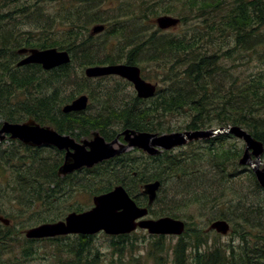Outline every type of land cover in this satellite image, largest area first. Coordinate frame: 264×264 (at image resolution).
Returning a JSON list of instances; mask_svg holds the SVG:
<instances>
[{"label": "trees", "instance_id": "trees-1", "mask_svg": "<svg viewBox=\"0 0 264 264\" xmlns=\"http://www.w3.org/2000/svg\"><path fill=\"white\" fill-rule=\"evenodd\" d=\"M21 1L25 2L20 3ZM46 1L49 0H0V119L2 121L19 122L31 117L37 122L49 123L59 131L73 129L75 126L73 121H76L80 134H84L85 129L88 131L93 129L109 139L111 135L109 128L113 126L156 132L160 130L166 115L181 113L187 109L191 120L186 124L185 129L209 128L212 126L211 121L214 119L212 116L215 114L219 126L240 125L254 138L260 140L264 146V78L260 73H250L236 81V76L230 71L231 68L220 64L221 48L219 45L214 46L215 43L212 41V37H223V42L227 45V39L233 37L238 49L247 54L252 51L259 53L258 48L264 45V0H228L231 3L225 4L223 13L219 8L223 0H116L115 7L112 5L105 7L104 3L107 0H56L59 8L53 13H48L44 8ZM205 8H209L206 11L208 21L211 20L210 18H215L206 26V31H210L206 33L205 41L194 33L191 36L185 33L166 35L158 29L145 36L142 30L136 33L131 24L125 23L126 19L133 24L137 20H149L150 17L159 14H174L186 21L191 19L193 13L199 11L203 13ZM95 22H102L106 24V27L100 34L91 35L89 26ZM253 35L255 40H246L248 36L253 37ZM23 47L38 49L55 47L58 50H67L71 61L47 71L38 64L17 66L16 62L19 59L17 50ZM145 48L147 50H144ZM140 49L145 51L147 59L156 60L157 65H163L165 71L162 80L169 84L165 90L157 89L153 98L139 100L135 96L133 99L131 95L123 96L124 92L119 90L123 87H110L99 79L95 85L88 86L86 89L78 88L68 95H64L60 89L61 84L67 85L73 78L70 74L73 64L82 68L119 62L138 64L137 53ZM227 57L231 59L230 52ZM223 73H226L224 75L227 78L228 76L231 78L230 81L228 80L224 96H220L217 77ZM79 78L85 84H89L88 79ZM44 88L47 89L45 91L49 96H46ZM82 92H86L85 94L91 98L88 109L92 107L95 100L99 102L97 110L86 114L64 113L61 109L62 104L68 103ZM218 100H222L221 107L215 106ZM55 104L57 105L53 109ZM213 109H216V112L211 114L215 111ZM114 136L113 132L112 137ZM221 137L222 135L215 136L213 139L218 140ZM14 152L16 151L11 149L0 152L4 153L2 156L0 154L2 161L0 170L3 174L2 168L8 162H12V166L17 169L25 165L28 166L27 169L31 168L32 157H22ZM192 153L194 154L179 156L170 151H163L157 156H146L147 159L156 161V171L146 175L140 167L133 166L131 160H126L125 155L121 154L106 161L105 170H96V177L92 175L87 179L88 175H84L80 178L84 182L74 183L75 185L71 184L72 181H66L69 185H61V179L56 175V164L50 165V169L45 173L41 171L42 175L38 169L34 170L33 174L26 173V176L20 171L16 174L18 181L16 190L23 193L26 189L28 200L34 199L31 203L47 204L51 210L55 201L63 198L66 187L71 190L74 188L73 185H79L80 188L91 187V190L87 188L91 195L100 194L109 191L116 184H122L128 189L127 181L124 179L127 177L133 183L128 191L130 194L132 191L135 196H140L141 182L159 180L161 186L156 202L161 201L160 194L164 187V180L173 177L179 181L178 186L190 187L191 181L188 183L185 181L194 174L192 171L204 167H215L213 172L217 173L215 175L211 173L213 176H218L217 181L220 184L228 182L225 188L223 186L221 188L223 191L220 193L223 196L228 189H231L232 195L234 194L235 191L229 185L230 182L245 177L248 181L251 179L255 187L253 192L249 191V195L258 197L260 194L262 199L259 200L262 202H259L257 206L252 202L249 207H246V203L245 207L248 210L241 208L243 206L239 202L238 211L231 207L232 200L222 199L224 209L212 215L216 218H224L233 224L237 223L232 218L234 215L242 216L243 221H238L237 229L241 238L240 242L237 245L207 247V234L203 230L193 231L194 235L188 240H183V236L180 235L173 249L174 264H264L263 229L251 234L248 227L251 224L250 219H247L248 216L244 214L255 213L260 218L261 215L264 216V190L259 186L250 169L236 171V168H239L237 159L240 151L238 149L233 151L232 148L228 149L224 146H210L206 148L207 158L201 154L196 155V152ZM27 157L30 161H25ZM136 158L139 162V158ZM16 159L23 163L18 161L19 165L16 164L18 163ZM98 167L100 166L96 168ZM133 169L136 172L135 176L131 174ZM127 170L128 173L123 174ZM102 175L107 177L100 182L99 176ZM23 180L28 186L21 185ZM31 181L35 184L33 183L34 185L29 188ZM43 183H46L47 187H44ZM242 185H245L243 180ZM204 186H208L206 191L215 187L212 181L206 185L205 182L200 184V187ZM244 190L248 192L249 189ZM174 192L180 195L183 193L175 189ZM239 193L240 191H237L238 195ZM193 194L195 195L190 200L194 201L196 206L201 205L200 208L206 206L208 195L203 197L196 192ZM217 204L219 205V199ZM210 205L213 207L211 203ZM153 214L179 218L172 211L160 210L156 213L153 210ZM261 221L264 220L261 219ZM187 225L186 223L184 232L189 230ZM10 233L11 227L0 224V264H18L21 260L37 253V250L32 248V243L37 240H27ZM78 237L82 241L74 245H64L69 247L65 250L60 244L62 237L43 240L57 242L54 250L57 252L56 255L62 251L70 253L73 256L70 264H100L98 249H92L89 246L88 240L91 241L93 236L79 235ZM128 238V234L110 237L113 252L121 253L127 244L132 247L133 244L127 241ZM15 244L18 246L16 250ZM156 247H159V244ZM162 249L159 247V250ZM133 259L137 261L135 256ZM157 259L159 262L163 261L161 257ZM115 262L111 260L110 264ZM118 262L122 260L119 259Z\"/></svg>", "mask_w": 264, "mask_h": 264}, {"label": "rangeland", "instance_id": "rangeland-1", "mask_svg": "<svg viewBox=\"0 0 264 264\" xmlns=\"http://www.w3.org/2000/svg\"><path fill=\"white\" fill-rule=\"evenodd\" d=\"M25 1H21L20 3H24ZM231 3V1L228 0H223L222 3H220V9L221 13H223V8L225 4L227 5ZM46 8V11L48 13H53L55 9H58L59 3L56 0H49L46 1L44 4ZM115 7L117 5L116 0H107L104 3V6H111ZM118 9V8H117ZM116 9V10H117ZM209 10V8H205L203 13H193L191 19L183 21L182 19L179 18V16L174 15V14H169V15H163L159 14L157 16L150 17L148 19L144 20H137L135 23H130L129 20L126 19V24H131L132 27H134V30L136 33H138V30H142L145 33V36L147 33H151L155 31L156 29L162 31L164 34H173V35H181V34H186L187 36H191L193 33L197 34L200 36L202 41H205L206 38V26H208L211 20L215 18H210L211 20L208 21V15L206 14V11ZM57 11V10H56ZM55 11V12H56ZM214 12V11H213ZM200 14V15H199ZM215 14V13H213ZM161 16H168L170 18H173L176 21V23L171 24L168 27L165 28H160L158 26L157 20ZM96 24H103L102 22H95L92 23L89 26V31L92 26ZM106 27V24H104ZM104 27V29H105ZM104 31V30H103ZM102 31V32H103ZM263 32V30H262ZM261 32V33H262ZM101 33V32H100ZM97 33V34H100ZM96 34V35H97ZM102 37V36H101ZM129 37V36H128ZM249 38H246V40L252 41L255 40V36L253 37L248 36ZM254 38V39H253ZM212 41H214L215 45L214 46H220L221 48V56L219 58L220 64L222 66H228L230 67L231 73L236 76V81L241 80L244 75H249L250 73H260L263 78H264V45L262 48H258L259 53H255L254 51L249 52H244L241 49L237 48V43L235 44V39L233 37L227 39V45L223 42V37L215 38L212 37ZM215 39V40H214ZM115 41L114 39H111ZM110 40V41H111ZM109 41V42H110ZM204 49V47L202 48ZM144 50H147L145 48ZM143 49H140V51L137 53L138 56V64L142 70L143 75L145 76L146 80L156 83L157 84V89L158 90H165L167 86L169 85L166 81L162 80V76L164 74V68L163 65H157L156 60L155 61H150L149 59L146 58L145 56V51ZM228 52L231 54V59L227 57ZM17 63V62H16ZM73 69L71 70V75L72 79L69 84L60 85V89L63 91L64 95H68L72 93L71 91L75 92L78 88L86 89L88 86L95 85V82L98 81V79L104 84L109 85L110 87L112 86H120L123 87L121 90L123 96H127V91L131 92L132 90V85L129 84L126 80L122 81L118 77L115 76H105V78H87L84 75V68L85 67H78V65L73 64L72 65ZM80 74H82L80 76ZM226 73H223L217 77V82H218V89L220 90V96H224L223 94L225 93V90H227L228 87V80L230 81V76L228 78L224 75ZM246 75V76H247ZM86 78L89 84H85V82L82 81L81 78ZM264 80V79H263ZM119 84V85H117ZM221 85V86H220ZM47 88V87H46ZM44 88V92L46 93V96H49L47 94L48 92L45 91L47 90ZM41 90V89H40ZM43 91L41 93L43 94ZM83 93V92H82ZM86 93V92H85ZM227 97V96H226ZM213 101V100H211ZM210 101V102H211ZM95 100L93 102L92 107L89 108V111H96L98 108L99 102ZM214 103V102H212ZM215 106L221 107L222 100H218L215 102ZM57 104L53 107V109L56 107ZM63 105V104H62ZM187 110V109H186ZM184 110L181 113L177 114H170L166 115L163 118V124L161 125L160 130L156 131L158 133H168L172 131H181V130H189L185 129L186 124L191 120L190 112ZM211 114L216 112V109H213ZM214 119L211 121V127H218V121L215 118V114L212 116ZM0 121H2L0 119ZM208 122V121H207ZM118 129V130H117ZM124 127L121 126H113L112 128H109L110 136L109 139L105 138L108 141H111L115 138L116 134L119 131H122ZM202 129H208V128H202ZM115 133V136L112 137V133ZM222 135V137L218 140H214L213 137L209 138L208 142L205 141H199V142H191L190 144H187L185 146L179 147V148H174L170 152L173 154L183 156V155H193L196 152V155H203L204 158H207L206 154V148L208 147H221L224 146L225 148L228 149H233L234 150H239L240 154L243 151L244 148V142L241 139L237 138H232V137H227ZM4 148L6 147L16 151V155L25 157H32L33 164H31V168L27 169L28 166L25 165V167H19L18 169L12 166V162H8L6 165L3 166L4 174L0 170V213L3 214L4 216L8 217L11 222V235L14 236H22L25 238V236L22 233L23 230L30 228L32 226H37L45 222H51L52 220H60L62 219V216L66 215L68 212L74 210L75 208H80L82 210H86L92 205L91 202V194L88 191L89 189L91 190V187H82L80 186H74V183H79L84 182L80 178L84 175H87V173H82L80 175L76 174L73 175L71 178L63 180V186L64 185H69L66 181H72L71 184L73 185V190L69 189L68 187L65 188L63 191V198L61 197L60 199L56 200L54 203V206L51 210H49V207L47 204H40L39 202H33L31 203L34 199L28 200V193L26 189H24L23 193H20L17 191L18 187V181L16 179V174L19 173L20 171L23 173V175L26 176V173H32L33 171L38 169L39 173L41 174V171L45 173V171H48L50 169V165L52 166L53 163L56 161V158L58 159V156L56 153L42 149V148H30L29 150L26 149L25 146L19 145V142L16 141H6L4 144ZM8 150V149H7ZM5 151V150H0ZM201 151V153L199 152ZM131 152V153H130ZM1 156L4 153H0ZM183 154V155H182ZM1 156H0V163L2 164L1 161ZM18 156V157H19ZM57 156V157H56ZM26 158L25 161H30L29 158ZM139 158V162L137 161V158ZM126 160L130 161L133 164V166H138L140 167L141 171L143 174H149L151 172L156 171V161L152 160L151 158L147 159L145 155H142L141 153L137 151H131L129 150V153H126L125 157ZM20 160L16 159V162ZM121 161V160H120ZM262 161L264 163V155H262ZM15 162V163H16ZM23 163L22 161H20ZM16 163L19 165V163ZM107 163L100 164L97 166H100L98 168H94L91 173L88 174L87 179L91 177L92 175H95L96 170H105ZM23 168V169H21ZM215 167H204L195 171H192L191 177L185 181V183L190 182L191 185L190 187H186V185H180L178 186L177 184L179 183L178 180H175L173 177L164 180V187L161 190V201H156L153 205L152 208L156 210V213L160 210L163 211H172L175 214L178 215L179 219H182L187 222V227L188 231L184 232L183 235V240H188L189 238H192V235H194L193 231L196 230H203L206 232V242H207V247H213L214 245L218 246H227L229 244H234L237 245L240 242V235L237 231L239 228V222H242V216L241 217H236L235 215L232 217L237 221L236 224H233L232 222L230 223L231 229L226 235H221L219 233H216L215 231H209L207 228L210 225V223L215 220V219H222V218H216L212 214H218L220 210L224 209V201L225 200H232L231 202V207L234 208L235 210L239 209L238 203L240 202L241 208L246 209V207H249L252 202L256 203V206L259 204L260 201L259 199L261 198L260 194H258V197H254L252 195H249V191L253 192L255 187L251 181V179L248 181L245 179V177L238 178L235 181L230 182L229 185H231L234 189V194L232 195L231 189H228L226 194L223 196L220 192L223 190L221 189L222 186L225 188L228 185V182L226 184H220L219 181H217L218 176H213L217 172H213V169ZM247 167L244 166H239V168H236V171L240 172L243 169ZM16 169V170H15ZM135 170V169H133ZM197 172H201L200 174ZM210 172V173H209ZM213 175H212V173ZM128 173V170L125 171L126 174ZM42 175V174H41ZM254 175V174H253ZM96 177V175H95ZM100 177V182L104 181L105 178L107 177L106 175L99 176ZM40 176V180H41ZM126 182V185L131 186L133 183L132 181L128 180L127 177L124 178ZM242 180L244 181L245 185H242ZM256 180V179H255ZM34 181V180H32ZM30 183L29 188L35 184V182ZM44 181V180H43ZM96 181V179H94ZM150 181V180H149ZM212 181L214 182V189H211L209 191H206L208 186L200 187V184L205 182V185L209 182ZM199 182V183H198ZM34 183V184H33ZM182 183V182H181ZM46 184V183H43ZM137 184V183H136ZM22 186H28L24 180L21 183ZM117 185V184H116ZM177 185V186H176ZM88 186V185H87ZM241 186H243L241 188ZM88 188V190H87ZM238 188V189H237ZM245 188L249 189L248 192L244 190ZM175 190H181L183 193L177 194L174 192ZM240 191L239 195L237 194V191ZM129 192V191H128ZM196 192L197 194H200V196L205 197L208 195V200L205 203L206 206H196L194 204V201H191L190 198L194 196L193 194ZM130 193V192H129ZM131 196L136 200L139 201L138 204H145L146 200H143L141 195L135 196V194L131 191ZM159 193V191H158ZM190 194V195H189ZM238 195V196H237ZM214 196V198H212ZM220 196V197H219ZM223 196V197H222ZM219 199V205L218 203ZM262 199V198H261ZM205 201V200H204ZM212 201L214 203H212ZM210 203L212 204L213 207H211ZM247 203L246 207L245 204ZM229 205V204H228ZM215 206V207H214ZM72 209V210H71ZM52 211V212H51ZM62 212V214H61ZM256 212V211H254ZM252 213V211H251ZM226 214V213H225ZM246 214L245 216L247 219H250L249 221L251 222L248 227H250V232L251 234H255L258 232L259 229H263L264 232V221H261V219L264 220V216L261 215V218L259 215L252 213V214ZM264 215V214H263ZM157 216V215H156ZM167 216V215H166ZM257 224V225H255ZM129 235V238L127 239L128 242H132V247L130 245H126V250L122 251L121 253L115 251L113 252L111 248V240H110V235H107L103 232H99L95 235H93L92 240H88L91 248H97L99 251V258L98 260L100 261V264H110V261H116L114 264H174V254H173V249L178 241L180 236H173V235H165L162 238H157L158 235H151L147 231L143 229H137L133 232H131ZM251 239V238H250ZM61 248L62 249H69L68 246H64L67 244H75L77 242H81L82 239L79 238L77 235H68V236H63L61 239ZM57 243V242H55ZM53 241L50 240H37L36 242L32 243V248L37 250V253L34 254L32 257H29L27 259H23L18 264H70L73 260V256L70 253H66V251H62L60 254L56 255L57 252L54 250L56 249V245ZM92 243V245H91ZM157 244H159V247L163 248L162 250H159V247H156ZM206 247V248H207ZM18 246L15 244L14 249L16 250ZM18 254V253H17ZM155 254H156V259H155ZM133 256H135L137 261H134ZM161 257L163 259L162 262H159L157 258ZM121 259L122 262H118V260Z\"/></svg>", "mask_w": 264, "mask_h": 264}, {"label": "water", "instance_id": "water-1", "mask_svg": "<svg viewBox=\"0 0 264 264\" xmlns=\"http://www.w3.org/2000/svg\"><path fill=\"white\" fill-rule=\"evenodd\" d=\"M177 20L168 16H161L157 23L160 28H165L176 23ZM104 24L91 27L90 34L94 35L104 30ZM17 53L22 58L17 66L26 64H39L43 70H50L70 62V54L66 50L55 47L19 48ZM84 75L88 78L103 77L107 75L119 76L133 85L140 98H151L155 95L156 84L145 81L140 75V68L134 64L115 63L87 66ZM87 96L81 94L69 104L62 107L63 112L81 111L87 106ZM9 136L30 146L54 145L59 149L71 148L67 151L63 162L57 168L58 175H66L81 167H93L102 161L123 153L129 147H138L148 155H158L163 150H171L183 146L188 141L208 139L215 135H232L244 142L242 154L238 157L237 164L250 169L264 190V163L262 154L263 143L254 138L240 125H227L209 129L173 131L169 133H148L134 129L121 131L124 143H117V139L106 142L98 133L93 132L90 140L76 143L68 136L59 135L52 127L41 126L33 118L22 122L3 121L0 125V144ZM116 145L117 147H114ZM160 182L149 181L143 184L142 193L147 196V204L151 205L157 195ZM93 206L82 212H70L63 220L45 222L26 230L25 237L39 239L68 234L92 235L103 231L109 235L129 234L137 228L145 229L154 235H181L185 230V223L177 218L162 216L156 219L145 218L148 214L147 206H138L126 189L116 185L112 190L94 195ZM0 222L9 224V220L0 215ZM208 230L226 235L230 230L226 219H215L208 226Z\"/></svg>", "mask_w": 264, "mask_h": 264}, {"label": "flooded vegetation", "instance_id": "flooded-vegetation-1", "mask_svg": "<svg viewBox=\"0 0 264 264\" xmlns=\"http://www.w3.org/2000/svg\"><path fill=\"white\" fill-rule=\"evenodd\" d=\"M141 77L144 79V80H146V78H145V76L143 75V73L141 72ZM124 80V79H123ZM127 81V80H126ZM146 81H148V80H146ZM128 82V81H127ZM150 82V81H149ZM129 84H131L130 82H128ZM152 83V82H151ZM132 85V84H131ZM127 93V95H131L132 96V99H133V96H135V97H137V98H139V100H147V99H150V98H140V97H138L137 96V94H136V91H135V89L133 88V85H132V90H131V92H126ZM85 94V93H84ZM81 95V94H80ZM86 96H87V99H88V101H87V106H86V108L84 109V110H81V111H70V112H64V113H71V114H81V113H83V114H86V113H88L89 112V109H88V107H89V105L91 104V98H90V96L88 95V94H85ZM151 98H153V97H151ZM131 100V99H130ZM132 101V100H131ZM140 103V102H139ZM64 105H62V107H63ZM62 109V108H61ZM24 121V120H23ZM36 121V120H35ZM20 122H22V121H20ZM37 122V121H36ZM73 122H75V123H73V125H75L74 126V128L73 129H68V131H66V130H61V131H59V130H57L55 127H53V126H51L49 123H40V122H38L41 126H49V127H52L59 135H62V136H68L69 138H71V139H73L76 143H81V141L82 140H90L91 138H92V133L93 132H98L99 133V131L98 130H87V129H85L84 130V134H80V130H79V127L76 125V124H78L76 121H73ZM195 130V129H194ZM88 131V132H87ZM100 134V133H99ZM101 135V134H100ZM102 136V135H101ZM103 137V136H102ZM227 137H232L231 135H227ZM104 138V137H103ZM115 138L117 139V143H124L125 144V141L123 140V136L121 135V131H119L117 134H116V136H115ZM114 138V139H115ZM233 138V137H232ZM104 140L106 141V142H110V141H108V140H106L105 138H104ZM204 140H207L208 141V139H203V140H198V141H189L188 143H186V145L187 144H189V143H191V142H199V141H204ZM6 141H16V142H19V145H23V146H25L26 148H27V150H29L30 148H44V149H46V150H50V151H52V152H54V153H56V155L58 156V159L56 158V161L53 163V165H57V168L59 167V165H61L62 164V162H63V159H64V156H65V154H66V152L67 151H72V149L71 148H68V149H65V148H63V149H59V148H57L56 146H54V145H41V146H30V145H26V144H23L22 142H20L19 140H17V139H15V140H13V139H11L8 135L6 136V138L1 142V144H0V150H7V149H9V148H7L6 149V147L4 148V144H5V142ZM112 141V140H111ZM185 146V145H184ZM114 147H117L116 145H114ZM179 148V147H178ZM129 150H131V151H137V152H139V153H141L142 155H145V156H148L147 154H146V152H144L142 149H140V148H138V147H129V148H127L123 153H122V155H126V153H129ZM163 152V151H162ZM161 152V153H162ZM159 155V154H158ZM56 156V157H57ZM152 156H157V155H152ZM115 157V156H114ZM106 161H108V160H104V161H102L101 163H99V164H96V165H94L93 167H90V168H87V167H81V168H79V169H76V170H74L73 172H71V173H69V174H66V175H58L57 174V168H56V175H57V177H59L60 179H61V185H63V183H62V181L64 180L65 181V179H68V178H71L73 175H76V174H78V175H80V174H82V173H87V175L89 174V173H91V171L97 166V165H100V164H104V163H107ZM131 174H132V176H135L136 175V172L133 170L132 172H131ZM69 181V180H68ZM146 182H149V181H146ZM146 182H141L140 183V195H141V197L143 198V199H145L146 200V202H145V204L144 205H146L147 204V196L146 195H144L143 193H142V186H143V184L144 183H146ZM78 184V183H77ZM79 186V185H78ZM116 186V185H115ZM115 186H113L110 190H112ZM44 187H47V185L46 184H44ZM51 187H53V185L51 186ZM126 189V188H125ZM109 190V191H110ZM127 190V189H126ZM128 191V190H127ZM94 195H96V194H92V196H91V202H92V197L94 196ZM155 203V201L151 204V205H149L148 206V204H147V207H148V214L144 217V219L145 218H152V219H156V218H159V217H162V216H156V214H153V210H154V208H152V205ZM143 204H139V206H144ZM92 207V205L89 207V208H91ZM89 208H87V209H89ZM86 209V210H87ZM81 211H84V210H79V211H76V212H81ZM154 211H156V210H154ZM66 217V215H64V216H62V219H64ZM142 229V228H141ZM143 230H145V229H143ZM146 231V230H145Z\"/></svg>", "mask_w": 264, "mask_h": 264}, {"label": "bare ground", "instance_id": "bare-ground-1", "mask_svg": "<svg viewBox=\"0 0 264 264\" xmlns=\"http://www.w3.org/2000/svg\"><path fill=\"white\" fill-rule=\"evenodd\" d=\"M17 62H18V61H17ZM122 63H124V62H122ZM86 67H87V66H86ZM86 67H85V68H86ZM85 68H84V70H85ZM82 94H84V93H82ZM79 95H80V94H79ZM79 95H77V96H79ZM77 96H76V97H77ZM76 97H75V98H76ZM75 98H73V99H75ZM73 99H72V100H73ZM72 100H71V101H72ZM71 101H69L68 103H65L64 105L69 104ZM124 129H127V128H124ZM124 129H123V130H124ZM123 130H122V131H123ZM134 130H135V129H134ZM136 131H141V130H136ZM142 132L154 133V132H150V131H142ZM125 143H126V142H125ZM121 154H122V153H121ZM121 154H118V155H116V156H119V155H121ZM146 154H147V153H146ZM147 155H148V154H147ZM116 156H115V157H116ZM148 156H152V155H148ZM111 158H113V157H111ZM111 158H109V159H111ZM109 159H106V160H109ZM152 181H154V180H152ZM158 181H159V180H158ZM159 182H160V181H159ZM117 185H121L122 187H124L122 184H117ZM160 186H161V182H160ZM124 188H125V187H124ZM159 189H160V187H159ZM155 200H156V199H155ZM144 207H145V205H144ZM70 212H71V211H70ZM70 212H68V213H70ZM68 213H67V214H68ZM67 214H66V215H67ZM0 215H1L2 217H4V218H6V219L9 220V224H8V225H9V227H11V226H12V222H11V220H10L8 217H6V216H4L3 214H1V213H0ZM60 220H62V219H60ZM180 220H182V219H180ZM182 221H183L185 224L187 223V222L184 221V220H182ZM37 226H38V225H37ZM33 227H36V226H32V227H30V228H33ZM30 228H27V229L23 230L21 234H23V235L25 236V232H26V230H28V229H30ZM25 239L30 240V239H28V238H26V237H25Z\"/></svg>", "mask_w": 264, "mask_h": 264}]
</instances>
